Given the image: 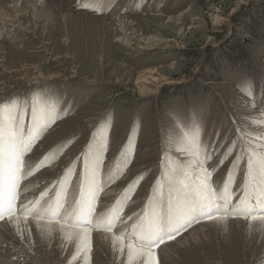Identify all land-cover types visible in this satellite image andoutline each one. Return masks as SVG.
Segmentation results:
<instances>
[{"label": "rangeland", "instance_id": "374dc122", "mask_svg": "<svg viewBox=\"0 0 264 264\" xmlns=\"http://www.w3.org/2000/svg\"><path fill=\"white\" fill-rule=\"evenodd\" d=\"M39 1L49 18H34L29 24L25 20L15 27L0 23V48L6 50L3 56L10 72L0 69V74L7 73L0 75L1 94L7 96L3 101L15 98L22 103L44 95L59 98L55 105L59 118L40 133L27 157L31 162L38 159L44 151L41 142L55 127H61L63 135L45 148L41 157L47 155V166L35 174L54 168L58 176L71 167L75 173L69 174V180L79 181L82 164L77 158L88 151L90 141L96 145L103 134L107 148L101 153L105 170H100L99 183L106 177L110 181L103 185L102 196L111 187L116 190L114 198L126 192L132 204L124 211L127 219L141 214L153 196L155 181L167 168L161 157L177 161L159 143L172 137L180 146L184 143L181 133L187 131L198 136L201 159L211 155L206 166L213 173L214 187H222L234 168L233 198L251 190L252 185L243 187L251 184L247 182L251 178L246 181V163L248 152L257 145L254 140L242 142L236 130L264 131V0H110L106 8L94 0ZM122 17L125 23L112 27L111 18ZM146 69L156 70L149 74L151 82L162 80L165 90L137 99L134 82ZM121 77L123 84L118 83ZM56 146L61 151L55 153ZM230 147V154L225 155ZM191 167L199 182L201 172ZM102 171L106 173L101 175ZM125 175L128 178L121 183ZM20 186L18 205L23 198ZM55 192H48L51 200ZM105 203L109 207L112 201ZM33 204L39 207L47 202ZM20 216L25 218V214ZM241 220L228 215L193 223L155 250L159 264H264V226ZM197 225L206 226L187 235ZM116 228L108 233L121 232ZM103 229L97 225L90 231ZM19 236L13 234L0 243V259L5 261L0 264H69L74 254L77 259L72 264H126V254L106 251L98 241L87 239L90 252L84 254L77 238L78 242L56 244L44 235L33 245L24 243L26 235L20 240Z\"/></svg>", "mask_w": 264, "mask_h": 264}, {"label": "snow or ice", "instance_id": "6c2138e0", "mask_svg": "<svg viewBox=\"0 0 264 264\" xmlns=\"http://www.w3.org/2000/svg\"><path fill=\"white\" fill-rule=\"evenodd\" d=\"M83 6L88 8L87 4ZM91 10L96 11V8ZM57 103L59 98L49 95L32 97L22 103H18L15 98L10 103L0 102V220L4 219L5 214L11 217L19 210L24 212L25 219L29 214L37 217L47 216L50 224L60 225L62 229L78 227L79 231L74 235L86 254L90 252V245L87 243L89 232L99 223L94 224L91 217L97 211L94 202L98 192L102 190L99 187L100 169L104 164L101 153L107 148L103 134L95 147L90 141L88 151L77 158L82 164L79 172V196L71 210L66 208V201L61 195L66 192L63 186L71 183L69 174L75 173V169L71 167L59 180L60 189L56 192L54 203L39 208L16 203L21 179H26L47 166L46 155L38 158L33 164L27 154L31 152L32 145L40 133L55 124L59 118L55 112ZM236 133L242 142L251 143L254 140L257 145L248 152L245 173L246 181L251 178L247 181L252 184L251 190L245 191L233 205V194L229 188V184L234 183L233 176L229 175L222 187H214L213 173L206 166V161L211 159V155H205L201 159L198 136L182 131L184 143L177 146L175 151L188 154L193 160L187 164L176 163L169 161L168 156H162L161 160L167 162V168L162 169V175L155 181L154 195L149 197L148 203L144 205L136 222L131 224L130 230L113 234L112 246L114 249L118 246L122 255L126 252V264H159L155 250L165 243L166 239L174 240L181 234V230L186 231L193 222L199 223L200 218L213 220L231 215L233 218L239 217L249 222L264 221V132L251 133L239 127ZM172 143L170 140L168 146ZM245 150L247 151V148ZM230 152L231 147L225 155ZM236 159L239 160L240 156L237 155ZM193 165L202 174L198 183L193 182L188 171ZM46 194L47 189L40 196ZM124 199H130L126 192ZM122 203L118 198L109 210L104 231L113 232L118 224H127L132 220L131 216L125 219ZM76 259L74 254L69 264Z\"/></svg>", "mask_w": 264, "mask_h": 264}, {"label": "bare ground", "instance_id": "6f19581e", "mask_svg": "<svg viewBox=\"0 0 264 264\" xmlns=\"http://www.w3.org/2000/svg\"><path fill=\"white\" fill-rule=\"evenodd\" d=\"M109 1L110 0H94L95 4L102 5L103 8H106L108 6ZM48 14H50L49 11H47V9L44 7V5L39 0H0V23L6 24V25L10 24L9 25L10 27H15V24L22 25L23 21H25V20L29 24L32 21L34 22V18L35 19H40V18H45V17L49 18ZM117 18H111L112 23H113L112 27H115V26H117L120 23L121 24L125 23L123 21V19H126V17H122L121 19H117ZM0 34H1V32H0ZM5 51H6L5 49L0 48V69L2 67H4L6 69V71H7V73H10L8 68H7V66H6L7 65V63H6L7 58H6L5 55L3 56V52H5ZM155 71L156 70L146 69V70H143L141 73H139L138 77L136 78V80L134 82V85L136 87V92H134V96H136L137 99H145V98L148 99L149 97H152V96H158L165 90L164 86H166V85H164L165 83L162 80H160L155 85L151 82V78L149 77V74L152 75ZM4 74L1 72L0 75L3 77V76H5ZM121 79H122V77L120 79H118V83L119 84H123L121 82ZM125 84H127V83L125 82L124 85ZM169 84H173V83H169ZM39 85H40V83L38 82L36 84H33L30 88L32 90H34ZM1 93L2 92L0 90V102H2L3 100L7 99L6 98L7 96L4 95V94H1ZM33 95H34V93H33ZM250 112H252V111H250ZM238 116L239 117H243V118L245 117L244 114L243 115L241 114V115H238ZM96 119H98V118H96ZM103 120H105V119H103ZM263 121H264V119H263ZM98 122H99V120H98ZM96 125L92 127L91 131L96 129V127H97ZM262 129H264V128H262ZM61 131H62V128L57 126V127H55L54 130H52L43 139V141L41 142V146H43L44 151L40 154V156L38 155L37 158H41L42 154L46 150H48V149H45V148H47V147L49 148L51 146V144L54 145L57 142L55 139L63 135V132L61 133ZM250 132H252V133H260V132H264V131H255V130L252 129ZM72 135H74V134H72ZM72 135L66 136L65 138H62V139L63 140H65L66 138L69 139V137L72 136ZM93 140H95V137L93 138ZM170 140L173 141V143L169 147L168 146V142ZM159 145L161 147H164V149L166 150L167 154L171 155L172 157H175V159L177 160V161H175L176 163L183 162L184 164H187L189 161L193 160V157L188 155V154L178 153V152L174 153L175 152V148L177 147L175 138H172V137L170 138L169 137V139H167V140L163 139L162 142L159 143ZM93 146L95 147L96 145H93ZM35 150L36 149H34V151ZM54 150H55V153L61 151V149L59 147H57V146L55 147ZM33 154H34V152L31 154V157H33ZM47 154L50 155L49 152ZM36 160H33L32 163L34 164ZM190 168H193V167L190 166ZM190 168H188V171L190 172L192 179L194 181H196V178H194V176H193L194 172H192V170ZM62 169H64V168H62ZM64 170L58 176H56L54 168H49V169L45 168L40 173L35 174L33 177L27 176V178L23 182V185L20 186V189H22V192H23V198H22L21 205H24V204L26 205L27 202H30L29 200H31V198H33V200H31L32 202H30L31 203L30 206L28 204L26 205L27 207H32V204L34 203L36 198L40 197V194L42 192H45L46 189H47V192H50V188L52 186V183L56 182V181L59 182L62 174L63 175L65 174ZM197 170H198L197 172L199 173L200 170L199 169H197ZM232 170H234V168ZM104 174H105V172L102 171L101 175H104ZM126 174L128 175V173H126ZM231 175H232V172H231ZM197 176L200 177L201 175L198 174ZM127 178H128V176L125 175L124 177H121L119 181H121V183H123L124 181L127 180ZM65 188L67 189V196L70 194V192H72L71 193L72 195L76 196L77 182H74L73 180H71V183H69L68 185L65 184ZM105 191L106 192L104 194L102 202L105 201V200H109L110 202L113 201V198H114V195H115L114 193L116 192V190L111 187L110 189L105 190ZM51 198H52V196H51ZM51 198L49 200H44V201H46L47 204L48 203L49 204L50 203H54V198L52 200H51ZM41 199H42V197H41ZM41 203H42V201H41ZM39 207H42V204ZM39 207H37V208H39ZM21 214H24V212L23 211H18L14 216H11L10 218L6 219L5 221H1L0 222V243L1 242L4 243L6 240H8L10 237H12L13 234L21 235L22 237L26 235L28 237V239H27V241L25 240L24 243L30 242L33 245L36 244L34 242L35 239H40V238L44 237V235L45 236H50V238L53 239L56 244H59V243H62V242H66V241L68 243L74 242V241L78 242L76 240V236L74 234L76 232H78L79 229H76V228H64V229H62L60 227V225H56L54 223L50 224L48 221L46 223L45 220L43 222L38 221L36 216H33L31 214H29L27 219H25L22 216H20ZM98 215H101L102 219H106L108 214L105 213L104 215H102V212H100V210H99L94 215L93 219L97 218ZM243 220H241L242 223L249 222L246 219H243ZM131 222H132V220L129 221L127 224H118V230H120L122 232L125 229L129 228ZM250 223H253V224L256 223V224H260V225L264 226V221H254V222H250ZM202 226H206V225H201V226L197 225L196 227H193L191 230H189V232H187V235H195V233L197 232V229L198 228L200 229ZM69 233H72V235H69ZM21 236H19V240L21 239ZM112 237H113V234L105 232V231L104 232H99V231L98 232L97 231L91 232L90 231L89 235H88V239L89 240L98 241L99 244L101 245V247L104 248L106 251L118 254V253H120L119 250H118V246H117L116 249H114L113 246H112L113 245ZM185 238L186 237L182 238L183 241L186 240ZM182 239L178 240L177 242H181ZM7 243L10 244L12 242H6L5 244L7 245ZM165 246L166 245H163V248H165ZM35 254H34V256H35ZM125 254H126V252L123 255H125ZM2 259H0V260L5 262Z\"/></svg>", "mask_w": 264, "mask_h": 264}]
</instances>
